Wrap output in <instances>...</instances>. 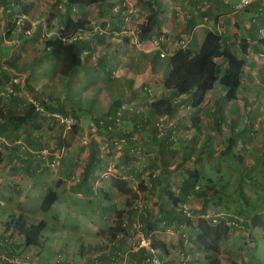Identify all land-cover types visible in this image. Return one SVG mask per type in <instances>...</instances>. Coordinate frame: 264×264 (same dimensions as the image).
<instances>
[{
  "label": "rangeland",
  "instance_id": "1",
  "mask_svg": "<svg viewBox=\"0 0 264 264\" xmlns=\"http://www.w3.org/2000/svg\"><path fill=\"white\" fill-rule=\"evenodd\" d=\"M185 1L189 2V6L197 3L196 0H108L112 6L105 13H100L98 5L77 6V12L79 15H85L87 19L98 17L95 21L97 23L104 18H111L109 20L113 21L114 17L121 15L119 10L122 7L123 25L126 26L124 29L126 31L129 29L130 32L132 31L131 35L137 37L142 24L147 21L152 10L157 11V4L161 2L163 8L158 9L159 20L164 23L165 19L171 24L172 35L178 40L176 46L181 47L182 41L190 39L188 35H182L180 30L181 23L183 24V13L187 11L181 9L180 3L184 4ZM240 2L241 0H232L231 5L235 6ZM45 3L46 5L53 4V8L47 6L44 12H40L41 8L35 9L33 11L35 17L30 20L31 23L14 26L16 30H22L17 33L18 35H14L18 38L19 44L0 48L3 55H6L11 48L9 50L11 55L7 56L8 60L2 62V68L4 74L10 76L16 73L9 69H14L17 74L25 76L24 78L29 80L30 85L39 89L43 88L46 94L52 91L53 96L51 97L56 104L58 101L60 104H67L71 101L80 117L78 118L79 123L71 128L61 126L56 117L47 112L41 113L32 124L13 127L11 132L2 131L0 127V227L5 230L7 222L12 218L10 215L14 213L27 217L29 223L41 221L38 227L42 228V232L46 223L57 227L65 224L77 231L80 229L81 232H83L82 229L87 230V235L82 234L80 230L79 232L89 241L87 246L96 245V247L88 249L85 246L87 249L82 253V262L86 259L93 264L106 262L101 257L109 252H112L111 257H114L113 259L108 257L113 264H130L129 252H137L136 243L139 238L151 233L166 243L168 247L167 252L158 251L159 258L165 264H206V253L199 251L192 241L195 237L196 226L188 225L184 219L183 223L180 222L182 221L181 211L187 209V213H190L188 219L196 223L201 214L203 200L197 194H193L188 201H183L181 207L173 208L171 194L179 195L181 184L195 168H198L199 174L205 178L215 179L223 173L225 182L230 180V186L225 183L224 188L231 192L236 189L241 170L245 171L242 172L244 175H249V169L255 167L257 161L264 156L263 44L258 60H255L256 56L253 52L249 55L248 51H244V46L249 47L250 45L244 38L247 30L241 26L240 20L238 19L241 25H238L237 19L231 23V27L236 29L234 33L226 31L221 26L219 32L224 35L227 32V35L235 40L237 54L247 60V70L238 99L228 102L219 89L210 94L206 101L207 105L201 111V114L205 116V131L200 133V136L190 137L189 130L186 129L187 138L181 137L176 141L180 144L186 143L185 147L180 146V151L165 152L161 155L157 147L153 149L152 144L156 143L153 133L146 142L140 140L136 133L134 136L136 139L133 142L139 143L137 148L140 152L135 155H121V152L129 146L126 136L119 134L118 130L110 138L106 132L98 129L97 122L93 120V117H99L100 113L103 114V110L107 109L106 104L110 99L106 95L109 93L106 89L113 85L110 76L107 75V71L103 70L100 63L107 49L104 48L105 44L97 47L95 59L93 56L89 59L85 58L86 67L91 62L96 63L95 66L92 65V69L83 68L78 70L76 75L65 77L59 74L60 78L57 76L58 69L50 67L53 63H43V60L41 66L49 67L48 72L51 73L48 77V84L44 81L47 77L44 78L37 74L36 68L41 67L39 66L41 62H38V58L41 60V57H38L37 53L41 52L40 56H43L47 52L45 44L52 35L50 30L59 33L62 30V24L66 23L68 18L66 16L68 11L65 12L55 7L56 4H61L63 8H66L65 0L56 1V3L45 0ZM113 7L114 10L111 11ZM53 10L56 12H52ZM234 11L236 15L243 14V20L248 19L249 13L246 9H235ZM206 13L209 15L208 11ZM41 18L45 22L40 23L43 25L42 35L40 34L43 40L37 43L39 25L35 27V24L37 25V21ZM233 22H236L238 27ZM128 26L130 28H127ZM26 30L30 32L25 33ZM86 30L85 28L83 31L84 38L88 32ZM11 33L10 31L7 34ZM29 36L33 38L28 40ZM261 36L264 37V32ZM45 58L48 59L47 56ZM12 62L15 64L14 67L10 65ZM55 64L61 67L59 61ZM113 64L114 61H111L110 66ZM5 80L4 77L1 78L0 87L4 86ZM55 84L58 86L52 90ZM118 85L120 84L115 83L114 87ZM148 92L149 95L141 92L144 97L139 98L138 102H141L139 105H133L128 97L123 98L122 103L126 104V107L131 105L134 110L131 112L134 114L132 117L147 115V108L144 105L147 101L145 100L147 98L153 100L162 94L158 87ZM109 105H115L114 101L112 100ZM0 110L6 124L9 115L20 116L25 112V110H19L18 107H12L11 100L8 99H0ZM110 110H112L111 106L104 114H109ZM150 115L152 120L157 118L155 114ZM183 115L190 116L191 114L183 112ZM157 122L162 123L165 120L157 118ZM231 137L235 138L237 145L234 146L232 153L223 158L220 155L221 151L227 148ZM16 141L20 143L16 144ZM70 147L72 150L69 149ZM46 148L50 153L44 157L41 152ZM184 148H187L186 151L183 150ZM90 149L91 151L88 152ZM93 153L97 162L95 161L94 164L92 162L90 170L92 175L88 176L86 172ZM123 157L127 163L134 160L135 163L132 165L135 164V168H138L133 182H130L128 186L127 193L120 192L113 186L110 179L106 180L107 182L104 181L113 175L121 176L118 168L122 166ZM53 160L56 161L55 167L52 165ZM166 171H169L168 177H165ZM56 182H63V184L56 185ZM69 182L72 188L79 185L84 186L85 194L74 200L62 197L55 209L48 213L44 212L41 203L45 195L53 190H64L65 184ZM246 193L251 192L246 189ZM105 194L108 195L105 196ZM223 204L224 202L220 208L226 213L227 207ZM132 212L135 214H131ZM224 213L218 214L215 211L212 214L223 217ZM171 215L175 217L170 219ZM120 223L123 224L122 227L119 226ZM149 223L155 225L157 230H149ZM231 227L226 240L221 243L220 253H212V255L219 257L223 264H231L234 260L239 264H264V231L260 230L250 235L240 226L231 225ZM121 228H123L122 231H119ZM11 232L12 230L8 231L7 235ZM31 233L33 234V231L30 235ZM115 233L118 234L116 239L114 238ZM29 237L18 233L15 240L23 241ZM41 237L43 240L42 234ZM45 237H50L49 232L45 233ZM116 240H119V246L116 247L117 253L114 256L112 254L115 249L112 243ZM124 241L129 245V248L125 250L127 252L121 249ZM32 243L31 249L24 246L22 253L19 252L20 258L17 259L19 263L35 260L37 264H53L55 260L66 264L68 261L62 254L65 253L64 250L73 256L71 260L74 259L76 253L81 251L76 245H63L65 241L61 238L57 240L59 244L48 242L44 246H36L34 239ZM146 254V258H149V254ZM78 255L80 256V253ZM108 264H110L109 261Z\"/></svg>",
  "mask_w": 264,
  "mask_h": 264
},
{
  "label": "trees",
  "instance_id": "2",
  "mask_svg": "<svg viewBox=\"0 0 264 264\" xmlns=\"http://www.w3.org/2000/svg\"><path fill=\"white\" fill-rule=\"evenodd\" d=\"M61 1V0H56ZM107 0H65L66 8L68 10L73 9L74 7H89L92 5H100L105 3ZM12 2V1H11ZM13 8L18 13L17 16H28L30 13V8L21 2V0H14ZM163 4L158 2L157 8L162 9ZM153 11L149 15L145 25L141 27V31L138 32L139 39L141 41L148 40L152 37L153 31L155 30V21L159 17V11ZM13 13V12H12ZM11 13V14H12ZM13 15V14H12ZM16 17V16H15ZM24 20L25 23H31L30 20ZM14 26L17 25L15 18H13ZM65 28L60 30L58 35H52L49 39L46 40V51L49 56L59 61L61 64L60 70L61 75L64 77L67 75H76L78 70H81L84 66L82 61V47L81 42L83 39H78L71 43L66 42V38L70 37L73 34L84 30L89 22L86 18L79 19L74 21L72 18H67ZM193 28L192 24L186 26L187 32ZM190 37V36H189ZM244 51H247V46H244ZM164 54V53H163ZM162 56V53H161ZM165 57V54L164 56ZM218 59H223L226 67L222 70L221 64L218 63ZM169 73L167 74L164 82V88L166 90L160 97L154 99L152 102L147 104V115L151 119V113L155 114L157 118L162 117H171L177 106L174 102L175 97H180L187 95L194 107H199L205 102L206 95L211 91L215 84L220 83L222 87L226 89V99L228 101H234L238 99V94L242 86V77L245 73L246 60L242 56L237 54V50L234 48V44H231L225 37L224 34L220 33L218 30L209 31L205 36V39L198 51H193L192 49L180 48L178 51H175L168 59ZM12 67L15 64L12 62L10 64ZM4 74L3 76L6 80L5 83L11 80L14 74ZM4 83V84H5ZM3 87H0L2 91ZM25 89L30 93H33L34 97L37 99L39 104L43 107L44 110L39 111L37 107L33 104H28L25 106L24 114L20 116L9 115L8 121L2 117L0 120V127L3 130H11L20 126H27L35 122L41 113H51L53 117L56 115H61L62 117H71L76 120L80 118L77 115V110L73 107L71 101L67 104H60L59 101L57 104L52 100L53 92L46 94L40 88L36 91V87L29 84V80L26 79ZM148 90V89H147ZM171 92V95L168 93ZM149 95V92H148ZM47 98V99H46ZM1 99V98H0ZM11 100L12 107H19L24 104L22 97H12L7 98ZM2 100V99H1ZM123 101V100H122ZM120 100L114 101L115 107L110 110L109 114H104L100 118L93 117V120L97 122L98 129L106 133H114L116 131L115 119L117 117L118 111L121 109L124 103ZM129 109L125 110L122 114L124 119L127 116L132 117L134 114L131 113L133 108L129 105ZM82 111V108H80ZM130 111V112H129ZM84 112V111H83ZM139 112V111H138ZM10 113V112H9ZM87 113V112H85ZM3 116V114H2ZM100 116V115H99ZM57 119V118H56ZM58 121V120H57ZM150 122V120H148ZM165 125V122H162ZM5 124V125H4ZM149 123H146L148 125ZM12 126V127H11ZM109 127H112V130H109ZM155 130L154 139L156 143H153V149L158 148L159 153L162 155L163 152L168 149L166 144L169 143L167 137L166 126L163 127V132L160 130L158 122L156 125H152ZM134 133L124 134L126 141H133ZM162 133V134H161ZM112 136V135H111ZM128 136V137H127ZM124 139V138H123ZM20 141V140H19ZM19 141L15 143L19 144ZM145 141V140H144ZM159 141V143H158ZM146 142V141H145ZM237 145L235 138L231 137L227 148L221 151V157L226 158L230 153L233 152L234 146ZM91 162L88 165V176L92 175L90 170L92 165L95 163L96 157L94 153L91 155ZM93 162V164H92ZM262 163V166H261ZM264 156L260 158L256 166L249 169V175H244L241 170V174L238 178V184L236 189L229 191L225 189V183L230 186V180L225 182V176L221 173L220 176L213 179L212 177L205 178L199 174L198 168H195L191 175L188 176L184 182L179 195L175 196L171 194L172 207L179 208L182 206L183 201H188V199L193 194H197L202 200L203 205L201 208V214L196 221V223L191 222L188 219V215L185 211H181V217L186 221L188 225L196 226L195 237L192 239L194 246L201 252L206 253V264H223L222 260L219 257L213 256L214 254L220 253L221 243L226 240L227 234L231 230V225L240 226L243 229H246L250 235L257 233V231H264ZM238 166V164H236ZM60 185V182L57 183ZM113 185L122 193H127L128 182L122 179H114ZM153 185V184H152ZM227 188V187H226ZM248 189L251 193H246ZM167 191V190H166ZM252 195V196H251ZM256 197V198H254ZM58 199V192L51 191L43 199L42 210L44 212H49L54 203ZM224 202L226 204L227 212L224 213L220 208V205ZM232 204V206H230ZM224 213L222 217L217 216L215 213ZM185 213V214H184ZM131 214H135L132 212ZM12 218L6 224V229L3 230L0 227V264H26L19 263L17 261L20 258L19 255V246L15 244V238L18 236V233L24 234L29 237L30 232L36 233L39 230L38 224H32L27 221V218L23 215L12 214ZM121 217V216H120ZM175 216H169L170 219H173ZM173 221V220H171ZM231 222V224L229 223ZM119 226H123L122 223ZM123 228H121L122 231ZM156 231L157 228L155 225L149 223V230ZM12 230L10 234L7 235L8 231ZM32 234V233H31ZM151 233H148L149 235ZM118 234H114L116 239ZM36 246H40V242H35ZM153 245L157 250L168 251L166 243L153 238ZM140 255L138 257L140 264H147V252L144 249L138 250ZM137 251V252H138ZM117 253V248L114 250L112 255L115 256ZM110 256H102L101 259H109ZM104 260L102 262H104ZM231 264H239L237 261H232Z\"/></svg>",
  "mask_w": 264,
  "mask_h": 264
},
{
  "label": "crops",
  "instance_id": "3",
  "mask_svg": "<svg viewBox=\"0 0 264 264\" xmlns=\"http://www.w3.org/2000/svg\"><path fill=\"white\" fill-rule=\"evenodd\" d=\"M11 1L14 2V0H0V48L3 46H10L16 43L19 44L18 38L14 37V35L22 32L21 29L16 30L14 28L13 18H15V16H17L18 13L15 12L16 10L13 8V3ZM38 1L39 0H21V2H23L30 8V13L28 15L30 19L35 17L34 12H33L35 9L41 8L40 12L42 11L44 12L46 9L45 7L47 6L53 8V4L46 5L45 0H41V2H38ZM47 1H53V3H56V0H47ZM196 1L197 3L192 6H189L188 1H185L186 3L184 4L180 3V6L182 5L181 9L187 10L185 13H183V18H182L183 24L181 23L182 28L180 30H181L182 35L184 34V35L190 36V40L187 39L189 41V44L187 46L188 48L192 49L194 52L198 51L207 33L209 31H215V30L219 31V28L221 26L228 32L229 31L231 33L236 32V29L231 27V23L233 20L237 19L238 21L239 19L242 25L239 23V21H238V25L240 24L241 26H244L247 30L245 34L246 37H244L245 39H247L248 44L250 45L249 47L247 46V51L249 55H252V52H253L254 56H256L255 60H258L260 51H262L261 45L263 44L264 46V37L261 36L264 32L263 31L264 30V0H253L251 5L246 8V12L249 13L247 20L242 19L243 14L236 15V12L234 11L235 7L231 5L232 0H196ZM92 6H89V7H92ZM111 6L112 5L110 2H108V0L105 3L98 5V7L100 8V13H105L109 11ZM55 7H59L65 12L68 11L66 16L68 18H72L74 21L86 18L85 15L78 14L77 7H74L71 10H68V8H63L61 4H56ZM113 10H114V7L113 9H111V11ZM119 11H121L120 13L121 15L118 17H114L115 19H113V21L109 20L111 18H108V19L104 18L105 20L102 19L96 23L95 21L98 17L88 18V19L86 18L87 21H89V25L86 27L88 32L85 35V38L81 42V47H82L81 57H82V61L85 66V58L89 59L91 56H93V58L95 59L96 58L95 51L98 50L100 44H105L104 48L106 47L107 49L104 52V56L101 57L100 63H101L103 70L107 71V75L110 76L111 83H113L111 88L106 89L107 91H109V93L106 94L108 98L110 99L108 103L111 104L112 100L122 101L123 98L128 97L132 101L131 103L133 105H139L141 104V102H138L139 98L141 99V97H144L143 94H141V92L143 93L145 92L146 94H148V90L151 89L152 91H154L157 89V87L159 88L162 94L166 92L164 88V82H165V78L167 74L169 73V65H168L169 60L168 59L175 51H178L181 47L176 46L178 40H176L172 35L173 32H172L171 24L166 22L165 19H164V23L161 22L159 20L160 16L155 21V24H154L155 30L153 31L152 37L148 40L141 41L139 39V35H137V37L132 36L131 35L132 31L130 32L129 29L128 31H126L124 29L126 26L123 25L124 17H123L122 7H121V10ZM207 11L209 12V15H207L206 13ZM52 12H56V11L53 10ZM146 22L143 23L142 25H145ZM37 23H38L37 27L39 25V30H38L39 40L37 41V43H39L40 41L43 40L41 38V35L43 32V25L40 23H45V22H44V19L41 18L37 21ZM188 24L193 25V28L189 32H187V29H186V26ZM233 24L237 26L236 22H233ZM65 25L66 24L63 23L61 28L64 29ZM127 28H130V26H128ZM30 30L29 31L26 30L25 33H29ZM10 31L12 33L8 35L7 33H9ZM50 32L52 35L59 34L58 32L52 31V30H50ZM225 37L231 44H234V48L236 49L235 40H233L230 36H228L227 32H226ZM27 38L29 40L30 38H33V37L29 36ZM9 50L7 51L6 55H3L2 52H0V80L4 72L2 68L3 67L2 62L4 60H8L7 56L10 54ZM112 50H115V52L114 51L112 52ZM161 53H165L166 56L161 57ZM40 54L41 52L37 53L38 57H41L40 58L41 60H39L38 58V62H41L39 66H41L43 63H48V64L53 63V66H50V67L57 68L58 69L57 76L60 77L59 76V74L61 75L60 67H58L57 64H55L57 60L49 56L47 52L45 54L43 53L44 54L43 56H40ZM46 56L48 59L45 58ZM243 59L246 60V58L244 57ZM111 61H114V64L112 66H110ZM92 63L93 62H91V64H89V66L86 68L92 69L91 68L93 67L92 65L94 66L96 65V63H93V64ZM218 63L221 64L223 68L222 70H224V67H226L224 60L218 59ZM246 64H247V60H246ZM4 68L6 69V66H4ZM48 68L49 67L47 66L45 67L41 66V67L36 68L37 74L39 76L44 77V78L47 77V79L44 80L46 81L45 84H48V77H49V74H51L48 72ZM246 70H247V65L245 67V72ZM9 71L13 73H17V72H14V69H9ZM244 74L242 77V84H243ZM115 83H118L120 85H118L117 87H114ZM57 86L58 84H55L54 87L51 89L53 90ZM218 89L221 90V95H223V97L226 96V89L222 87L220 83H217L215 84L214 88L207 93L205 102L199 107H194L192 105L191 99L187 95L174 98V102L177 106L175 113L171 117L167 116V117L161 118V119L164 118L165 120V126L167 129V136H168L167 139L169 141V143L166 144V146H168V149L164 151L163 153L180 151L179 150L180 146H183V147L186 146V143L180 144L179 142H176L181 137L187 138L186 129L189 130V135H191L190 137H195L197 135L200 136V133L205 131L204 130L205 116L201 114V111L203 110L202 108L207 105L206 101L209 95ZM168 95H171V92L168 93ZM153 100L147 98L145 100L147 102H144V105L147 106V103H150ZM228 102H231V101H228ZM108 103L106 104L107 109L110 106L111 108L115 107L114 105H109ZM107 109L103 110V114L100 113V116H99L100 120L103 117L104 112L105 111L107 112ZM183 112H188L191 115L190 116L183 115ZM193 114H195L194 117H193ZM148 120H150V122H148ZM156 122H157V118L155 120H152L150 119L149 116H145V115L134 116V117L127 116L124 119L122 118V123L120 124L119 127H116V131L119 130V134L121 135L136 132L138 133V137L140 140L146 141L147 138H149V136L151 135V133L155 135V130L153 129L152 125H156ZM189 122L191 123L189 124ZM146 123H149V124L146 125ZM136 133H134V136H136ZM106 135H109L111 138L114 135V133L113 134L106 133ZM128 142H129V146L125 148L123 152H121V155H128V154L135 155L136 153L140 152L139 151L140 149L137 148V146L139 147L138 142L135 143L129 140ZM69 149L72 150V147H70ZM186 149L184 148L183 150L186 151ZM90 151L91 149L88 152ZM133 161L134 160H131V162L127 163L126 159L123 157L122 164H121L122 166L118 168V172H120L121 176L113 175L112 177L106 178L104 181L107 182L106 180L110 179V181L113 182L114 179H122V180L127 181L129 184L128 186H130V182H133L134 176L136 175L137 169H138V168H135L136 167L135 164L132 165V163H135ZM167 173H169V171H166L165 177H168ZM62 184L63 182H60V186ZM65 185L66 187L64 188V190H60V191H58V189L53 190V191L58 192V199L54 203L52 209H55L56 205L58 204V202H60L62 197H65V198L67 197V199L69 200L70 199L74 200L76 197H82L86 192V188L84 186L79 185V186H74L72 188L71 182L66 183ZM181 185H183V183ZM107 195L108 194H105V196ZM41 208H42V203H41ZM40 222H35V223L30 222V223L39 225ZM79 230L77 231L75 228L68 227L67 225L65 226V224H61L60 227H57L54 224L48 225L46 223V225L43 227V232H42V228H39V230L36 233L31 234L28 239H24L23 241L18 240V242L15 241V244L19 246L18 252L22 253V248L24 246L28 247L29 249L33 247V243H32L33 239H34V242H40V246L41 245L44 246V244L48 242L59 244L57 243V240L58 238H61L65 241L63 245L65 244H67L66 246H68L69 244L76 245L81 250L78 252V254L80 253V256L76 253L74 255L73 260H71L73 256L69 252H66V250H64L65 253H62V254L64 255V258L67 259L68 261L66 264H79V263L81 264L82 253H84L87 248L88 249L95 248L96 245H92L90 243L92 246H87L89 241L85 239L82 236V234L87 235L88 231L82 229L83 232H81L80 230V232L82 233L80 234ZM46 232H49L50 234L49 238L45 237ZM41 234L43 236V240H41L42 237L40 238ZM60 245L62 246V244ZM127 248H129L128 242L124 241L121 249L125 251ZM129 254H130V261H131L130 264H140L139 259H138L140 255V251L138 252L130 251ZM107 260L109 261L110 264H113L111 259H107ZM108 261L104 262L103 264H108ZM58 262L54 260L53 264L63 263L61 261H58ZM26 264H37V263H35V260H33V262L31 261L26 262ZM82 264H93V263L84 259Z\"/></svg>",
  "mask_w": 264,
  "mask_h": 264
},
{
  "label": "built area",
  "instance_id": "4",
  "mask_svg": "<svg viewBox=\"0 0 264 264\" xmlns=\"http://www.w3.org/2000/svg\"><path fill=\"white\" fill-rule=\"evenodd\" d=\"M252 2H253V0H241V2L237 5H235L234 7L236 10H243V9L249 7ZM25 19L28 20L29 18L27 16H16L15 22L17 25H22L24 23ZM35 27H37L36 24H35ZM83 31L84 30H81L80 32L73 34L70 37L66 38V42L71 43V42L76 41L78 39H84ZM133 34H134V32H133ZM188 44H189V41L187 39L185 41L181 42L182 48H186L188 46ZM162 56H164L163 53H162ZM14 75L15 76H13L11 78V80H9L8 82H6L4 84L2 91H0V98L1 99H7V98H11V96L12 97H22L25 103L18 107L19 110H24L25 106L28 104H33L34 106L37 107V110H39V111L44 110L43 107L37 101V99L34 97L33 93L27 92V90L25 89V82H26V79L24 78L25 76H23L22 74H17V73ZM37 90H38V88H36V91ZM125 105L126 104H123V106L121 107V109L117 113V117H116L115 122H114L116 126L120 125V122L122 120V115H123L122 113L125 110L129 109L128 108L129 106L126 107ZM56 118L58 120V123L61 126L63 125V126H66L67 128H71L73 126H76L79 123L78 120L71 118V117L65 118V117H62L61 115H56ZM0 120H2L1 110H0ZM158 125L161 128L160 130L163 132V127L165 125L163 123H158ZM109 130H112V127H109ZM49 153H50V151L48 148L44 149L41 152V154L44 157H46ZM55 160H53V164H52L54 167L56 165ZM186 210H185V212L187 213ZM187 215L189 216L190 213H187ZM153 238H154L153 234H149L147 236H143V237L139 238V240L136 243L137 244L136 249H137V251L144 249L149 254L150 257L147 258V260H146L147 264H165L158 256L159 250H157L154 247ZM118 241L119 240H116L112 243V247L114 249H116V247L119 246ZM110 253H112V252H109L108 256L111 257ZM111 258L113 259L114 257H111Z\"/></svg>",
  "mask_w": 264,
  "mask_h": 264
},
{
  "label": "clouds",
  "instance_id": "5",
  "mask_svg": "<svg viewBox=\"0 0 264 264\" xmlns=\"http://www.w3.org/2000/svg\"><path fill=\"white\" fill-rule=\"evenodd\" d=\"M246 9V8H245ZM182 47V46H181Z\"/></svg>",
  "mask_w": 264,
  "mask_h": 264
}]
</instances>
